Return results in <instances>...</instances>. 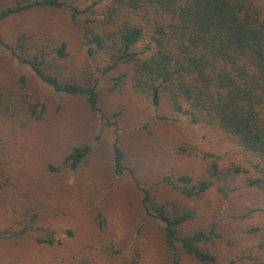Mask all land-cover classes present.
I'll return each mask as SVG.
<instances>
[{
    "label": "rangeland",
    "instance_id": "rangeland-1",
    "mask_svg": "<svg viewBox=\"0 0 264 264\" xmlns=\"http://www.w3.org/2000/svg\"><path fill=\"white\" fill-rule=\"evenodd\" d=\"M17 1L0 0V9ZM67 1L87 6L95 0ZM107 2L102 0L97 13L88 17L99 16ZM22 34L34 40L29 52H42L60 79L95 84L99 110L91 109L86 96L44 84L0 45V86L19 92L24 75L26 87L47 104L45 117L28 126L0 107V179L10 182L0 200V264H72L83 247L112 238L121 242L126 258L138 248L140 264H165L162 227L144 216V190L193 208L197 217L185 227L187 233L215 227L221 235L215 241L217 263L184 255V264H230L257 254L259 236L250 230L264 223V191L250 182L260 176L259 157L228 135L192 124L167 105L153 106L133 90L129 76H123L129 74L130 63L106 70L109 56L89 53L68 9L35 7L0 20L5 43L15 45ZM64 41L69 54L58 58L57 47ZM116 139L125 156L121 174L114 165ZM77 145H88L90 151L72 170L65 158ZM213 162L220 178L201 196L188 197L164 181L181 173L207 177ZM27 206H32L35 222L18 235ZM100 214L108 220L105 226L99 224ZM50 234L54 245L33 238ZM101 264L118 263L104 259Z\"/></svg>",
    "mask_w": 264,
    "mask_h": 264
},
{
    "label": "trees",
    "instance_id": "trees-1",
    "mask_svg": "<svg viewBox=\"0 0 264 264\" xmlns=\"http://www.w3.org/2000/svg\"><path fill=\"white\" fill-rule=\"evenodd\" d=\"M101 1L84 6L67 0H18L16 5L0 9V20L35 7L68 9L89 53L102 51L109 56L106 70L130 63L129 74L123 76L128 75L133 90L149 98L153 106L160 109L167 105L192 124L228 135L242 149L259 157L260 176L252 179L250 185L264 191V0H108L99 16L88 17L97 13L95 7ZM32 40L22 34L11 45L0 35V45L29 66L44 84L57 92L86 96L91 109L99 110L96 85L60 79L50 71L51 60L42 52H29ZM57 53L58 58L66 57L68 43L58 46ZM21 82L19 92L0 86V107L22 126H28L45 117L47 104L26 87L24 75ZM89 151L88 145L74 146L65 163L76 170ZM124 158L116 139L117 173L124 170ZM208 171L207 177L195 179L181 173L167 175L164 181L188 197L201 196L221 175L216 162ZM9 186V181L0 179V200ZM143 212L145 218L162 227L165 264H184V255L203 263L218 262L215 241L221 235L215 227L185 231L197 217L193 208L161 200L144 190ZM31 214L36 216L32 206H27L20 220L24 227L18 235L33 227ZM97 219L101 226L108 222L101 214ZM250 231L259 236L257 254L233 259L230 264H264V223ZM33 238L40 244L57 242L51 234ZM132 251L126 258L121 242L115 238L100 240L83 247L72 264H101L104 259L140 264V251Z\"/></svg>",
    "mask_w": 264,
    "mask_h": 264
}]
</instances>
